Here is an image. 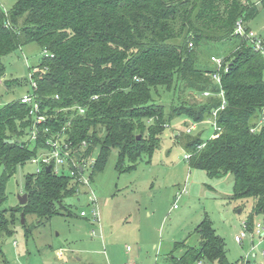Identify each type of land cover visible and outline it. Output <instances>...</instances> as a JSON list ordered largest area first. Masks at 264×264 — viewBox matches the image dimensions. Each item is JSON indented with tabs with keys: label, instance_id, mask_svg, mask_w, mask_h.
Returning a JSON list of instances; mask_svg holds the SVG:
<instances>
[{
	"label": "trees",
	"instance_id": "16d2710c",
	"mask_svg": "<svg viewBox=\"0 0 264 264\" xmlns=\"http://www.w3.org/2000/svg\"><path fill=\"white\" fill-rule=\"evenodd\" d=\"M261 4L264 0H16L8 13L0 4V77L1 57L18 47L35 42L48 53L32 73L47 117L38 125L37 140L31 135L24 139L34 123L27 103L20 98L0 108V201L6 200L7 183L17 167L37 156L51 134L64 130L80 148L86 142L75 157L96 158L91 178L105 168L113 151L119 154L118 169L130 171L142 154L154 153L175 117L188 115L200 123L210 119L221 106L223 89L226 105L216 117L220 135L204 139L185 132L179 141L191 154V167L211 178L232 174L234 198L252 197L253 211L264 212V53L234 33L240 18L252 29L249 21ZM230 40L237 43L222 56L228 70H220L218 83L213 79L216 65L198 64L199 48ZM161 88L202 99L173 103L166 112L155 97ZM10 139L15 141H6ZM125 157L130 161L126 168ZM80 186L71 176L46 168L28 173L27 203L0 209V236L12 234L22 214H33L38 221L25 225L30 236L33 226L61 214L65 199ZM196 232L199 246H187L181 256L172 254L169 264H234L209 218Z\"/></svg>",
	"mask_w": 264,
	"mask_h": 264
},
{
	"label": "rangeland",
	"instance_id": "374dc122",
	"mask_svg": "<svg viewBox=\"0 0 264 264\" xmlns=\"http://www.w3.org/2000/svg\"><path fill=\"white\" fill-rule=\"evenodd\" d=\"M15 1L0 0V4L8 13ZM249 26L264 39L263 4ZM236 43L237 40L204 43L199 48L198 64L214 68L211 55L224 56ZM47 54L38 43L31 42L1 57L4 73L0 77V108L33 90L31 74ZM16 79L24 83L8 82ZM159 91L160 95L155 97L165 104L166 112L173 103L202 99L189 91L181 92L180 97L175 89ZM193 125L195 129L189 134H200L204 139L211 138L215 130L211 121L194 122L188 115L175 117L154 153L142 154L137 167L130 171H120L119 154L111 152L105 168L91 178L89 188L81 185L75 195L65 199L66 208H60L61 214L33 226L27 237L25 225L30 228L38 221L35 215L28 214L26 224L19 219L12 225V234L0 236V264H76L71 258L76 254L82 256L81 264H169L172 254L181 256L187 246H199L196 229L204 218H209L224 239L230 262L264 264V212L253 211L252 197L234 198L232 174L211 178L205 170L191 167L179 140ZM24 139H30L29 129ZM122 164L124 168L129 166L128 157ZM38 167L32 161L17 167L7 183L6 200L0 201L1 210L20 204L26 175ZM2 173L0 166V177ZM184 187L186 191L177 199V191ZM91 190L98 198L96 205L101 217L98 224L92 219ZM82 210L87 212L86 217L81 215ZM249 222V228L245 227ZM258 224L262 226L261 233L255 230ZM242 232L245 235L237 242L235 236H241ZM64 249L65 255L61 257ZM202 264L218 263L202 261Z\"/></svg>",
	"mask_w": 264,
	"mask_h": 264
},
{
	"label": "built area",
	"instance_id": "2783aa9c",
	"mask_svg": "<svg viewBox=\"0 0 264 264\" xmlns=\"http://www.w3.org/2000/svg\"><path fill=\"white\" fill-rule=\"evenodd\" d=\"M236 35L246 37L250 40L253 47L257 51H261L264 53V39L259 34V32L250 29L248 30L247 24L243 18H240L236 22L235 26V32ZM192 46V43L190 44ZM211 60L216 65V72L213 73V79L221 83V75L220 70L222 68L225 69V71L228 70V65H225L224 58L222 56H216L213 55ZM30 83L32 86V91L26 93L21 97L22 103H27L30 106V114L33 116V128L30 130V135L33 140H37L38 136V125L46 122L47 117L45 114H43L40 110V101L38 100V96L34 89L37 88L36 82L33 80L32 74L30 77ZM205 96L209 95V92L204 93ZM222 97V103L221 106L213 112V116L205 121H211L214 125V133L212 137H217L220 135L221 128L217 124V112L219 109H224L226 105V99L224 95L223 89H221L220 94ZM80 111L83 113L84 108H80ZM264 122V117L260 121V123ZM196 124V123H194ZM193 129H195V126L193 125L191 128L188 129V133H190ZM257 128H252V131H255ZM48 131V129H46ZM211 137V138H212ZM84 146L76 147L73 142L70 140L69 136L65 134V131L62 130L58 133H53L49 137L46 138L45 146L39 151V154L32 158V162L39 164L37 172L40 171L42 168H46L48 165H51V171H54L55 173L59 175H69L73 178L74 181L80 182V185L87 186L89 188V184L91 182V172L93 171V167L96 162L95 157H91L89 159L85 160H79L75 156L78 155L79 152L84 150V147H86V142L83 143ZM190 153H187V159L190 157ZM186 191L185 187L182 190L177 191L176 198L179 199L180 196ZM90 202L92 203V219L95 223H99L101 220L100 217V211L97 207V197L94 194L93 190H91L89 194ZM174 207H177L175 205ZM82 216H87V212L84 210L81 211ZM245 227H247V224H244ZM255 230H257L258 233H261L262 226L258 224L256 226ZM245 235V232H242V235H236L235 240L237 242L242 241V237ZM198 264H202V262H199Z\"/></svg>",
	"mask_w": 264,
	"mask_h": 264
},
{
	"label": "water",
	"instance_id": "95a60500",
	"mask_svg": "<svg viewBox=\"0 0 264 264\" xmlns=\"http://www.w3.org/2000/svg\"><path fill=\"white\" fill-rule=\"evenodd\" d=\"M138 138H140V135H139ZM6 141L7 142H10V143H13L15 140L10 139V140H6ZM18 141H20V140H18ZM51 168H52L51 165H48L46 167V171L47 172H51ZM27 200H28V193L25 192V193L19 195V203L21 205L26 204L27 203ZM22 222L25 223V216H24V214H22Z\"/></svg>",
	"mask_w": 264,
	"mask_h": 264
},
{
	"label": "crops",
	"instance_id": "0c3cea01",
	"mask_svg": "<svg viewBox=\"0 0 264 264\" xmlns=\"http://www.w3.org/2000/svg\"><path fill=\"white\" fill-rule=\"evenodd\" d=\"M97 197V196H96ZM98 199V198H97ZM98 224V223H97ZM68 251V250H67ZM93 251H95V250H93ZM65 252H66V249H64L63 250V252H61L60 253V256L61 257H63L64 255H65ZM67 256H69V255H67ZM70 258V257H69ZM71 258H73V262L74 263H76V264H81V262L83 261V258H82V256H80V255H72V257ZM71 258L69 259V260H71ZM68 262H70V261H68Z\"/></svg>",
	"mask_w": 264,
	"mask_h": 264
}]
</instances>
